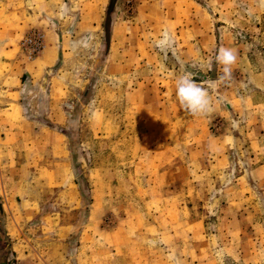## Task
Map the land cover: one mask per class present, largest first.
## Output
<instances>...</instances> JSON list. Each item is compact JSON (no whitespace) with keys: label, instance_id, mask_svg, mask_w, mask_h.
Instances as JSON below:
<instances>
[{"label":"rangeland","instance_id":"obj_1","mask_svg":"<svg viewBox=\"0 0 264 264\" xmlns=\"http://www.w3.org/2000/svg\"><path fill=\"white\" fill-rule=\"evenodd\" d=\"M108 3L39 5L59 54L17 87L33 122L0 126L8 264H264V0H117L102 63ZM185 72L209 113L176 101Z\"/></svg>","mask_w":264,"mask_h":264},{"label":"crops","instance_id":"obj_2","mask_svg":"<svg viewBox=\"0 0 264 264\" xmlns=\"http://www.w3.org/2000/svg\"><path fill=\"white\" fill-rule=\"evenodd\" d=\"M45 1L47 0H0V53L4 51V53L9 54L8 57L0 56V68L6 65L4 70L0 73V126L1 129L5 131L14 128H23V126H27L28 121L33 122L25 117V106L23 102H21L24 95L21 89L17 90V87L23 84L22 79L24 76L33 77L34 73L41 74L51 68L59 54L57 50L59 48V40L56 38L58 33L56 29L52 28L47 13L45 15L46 17L43 18V16H41L42 14L39 12V5ZM32 30H38L43 34L44 38V49L42 54L33 62V65L26 61L24 55H22L24 52H22L20 48L21 40ZM9 94H17L18 100ZM22 118H24L23 122L21 120ZM5 166L9 165L6 164L3 167ZM14 168L15 169H12L13 173L19 170V168ZM6 169L10 168L6 167L5 171ZM247 178L249 180H251V178L253 179L254 174L251 172V177L249 175ZM45 215L50 217L51 220L54 219L50 213ZM47 216H44L43 222H46ZM1 239L2 244L5 246L7 243L6 236L1 238L0 235V240ZM26 239H29V241L33 243L35 242L31 237ZM49 244L55 245L56 242L54 243V241L51 240ZM5 247L7 248V244ZM12 250L14 249L12 248ZM48 252L50 254L47 256L56 257V250L54 251L52 247H48ZM44 255H46V253ZM71 263L76 264L72 261Z\"/></svg>","mask_w":264,"mask_h":264},{"label":"clouds","instance_id":"obj_3","mask_svg":"<svg viewBox=\"0 0 264 264\" xmlns=\"http://www.w3.org/2000/svg\"><path fill=\"white\" fill-rule=\"evenodd\" d=\"M171 42L170 35L165 32L162 39L156 41V46L161 51H166ZM215 60L221 66L222 75L218 76L217 81L206 82L210 85L231 78L233 66L237 62V53L234 49L221 47ZM175 99L181 109L192 116H202L213 110V101L208 90L196 83L192 78V73L189 72L176 78Z\"/></svg>","mask_w":264,"mask_h":264},{"label":"built area","instance_id":"obj_4","mask_svg":"<svg viewBox=\"0 0 264 264\" xmlns=\"http://www.w3.org/2000/svg\"><path fill=\"white\" fill-rule=\"evenodd\" d=\"M20 47L25 51V56L29 61H34L44 49L43 34L38 30L30 31L20 43Z\"/></svg>","mask_w":264,"mask_h":264},{"label":"trees","instance_id":"obj_5","mask_svg":"<svg viewBox=\"0 0 264 264\" xmlns=\"http://www.w3.org/2000/svg\"><path fill=\"white\" fill-rule=\"evenodd\" d=\"M116 2L117 0H109L108 7L106 9L105 19L102 25L103 30H104V42H103L104 53H103L102 63L106 60L107 55H108L109 40H110V35L112 32L114 19H115L114 9H115Z\"/></svg>","mask_w":264,"mask_h":264},{"label":"flooded vegetation","instance_id":"obj_6","mask_svg":"<svg viewBox=\"0 0 264 264\" xmlns=\"http://www.w3.org/2000/svg\"><path fill=\"white\" fill-rule=\"evenodd\" d=\"M8 248H6L0 241V254H1V257L4 261V264H8V252H7Z\"/></svg>","mask_w":264,"mask_h":264},{"label":"water","instance_id":"obj_7","mask_svg":"<svg viewBox=\"0 0 264 264\" xmlns=\"http://www.w3.org/2000/svg\"><path fill=\"white\" fill-rule=\"evenodd\" d=\"M0 264H4L3 261H2V259H1V255H0Z\"/></svg>","mask_w":264,"mask_h":264}]
</instances>
